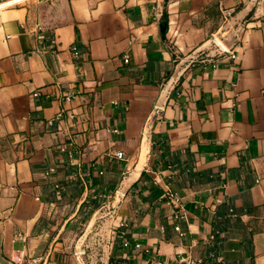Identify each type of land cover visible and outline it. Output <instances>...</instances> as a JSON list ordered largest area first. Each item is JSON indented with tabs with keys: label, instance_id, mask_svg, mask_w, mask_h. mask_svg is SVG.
I'll return each mask as SVG.
<instances>
[{
	"label": "crops",
	"instance_id": "obj_1",
	"mask_svg": "<svg viewBox=\"0 0 264 264\" xmlns=\"http://www.w3.org/2000/svg\"><path fill=\"white\" fill-rule=\"evenodd\" d=\"M0 223L11 264H264V0H0Z\"/></svg>",
	"mask_w": 264,
	"mask_h": 264
},
{
	"label": "built area",
	"instance_id": "obj_2",
	"mask_svg": "<svg viewBox=\"0 0 264 264\" xmlns=\"http://www.w3.org/2000/svg\"><path fill=\"white\" fill-rule=\"evenodd\" d=\"M40 37L42 38V39H46L48 42H49V44L51 45V47L53 48V49H56V39H55V37H54V35L52 36V35H50V36H45L44 34H42V35H40ZM225 50H226V48H225ZM72 52H73V54L76 56V57H78V56H80V54H81V52H80V50H79V48L77 47V46H74V47H72ZM124 61L125 62H129V56L126 54L125 56H124ZM39 95V93L38 92H34L33 93V96H38ZM67 98H69V97H67ZM120 156H121V154H120ZM177 229L179 230L180 228L177 226ZM215 236L214 235H212V238H214Z\"/></svg>",
	"mask_w": 264,
	"mask_h": 264
},
{
	"label": "water",
	"instance_id": "obj_3",
	"mask_svg": "<svg viewBox=\"0 0 264 264\" xmlns=\"http://www.w3.org/2000/svg\"><path fill=\"white\" fill-rule=\"evenodd\" d=\"M206 47H207V45L201 46L197 50L196 53L203 51ZM2 241H3V225L0 223V264H11V262L6 257H4V255L2 253Z\"/></svg>",
	"mask_w": 264,
	"mask_h": 264
}]
</instances>
